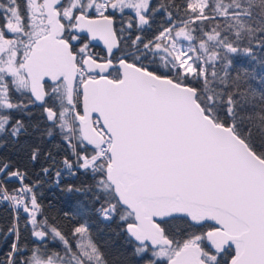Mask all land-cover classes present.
Masks as SVG:
<instances>
[{
  "label": "snow or ice",
  "instance_id": "6c2138e0",
  "mask_svg": "<svg viewBox=\"0 0 264 264\" xmlns=\"http://www.w3.org/2000/svg\"><path fill=\"white\" fill-rule=\"evenodd\" d=\"M0 205V264H264V0H0Z\"/></svg>",
  "mask_w": 264,
  "mask_h": 264
},
{
  "label": "trees",
  "instance_id": "16d2710c",
  "mask_svg": "<svg viewBox=\"0 0 264 264\" xmlns=\"http://www.w3.org/2000/svg\"><path fill=\"white\" fill-rule=\"evenodd\" d=\"M153 27L155 28L156 25H153ZM148 36L150 38L151 34L149 33ZM83 37L85 38L86 42H89L86 36ZM91 46L92 45L89 43V48H91ZM93 50L97 54H99L98 56L105 55V52L99 46H94ZM257 71H259V69H257ZM253 86H255V81L253 82ZM80 179L81 178H71V177L65 178L64 184L74 183L76 185H79ZM41 191L44 193V197H45L43 203L47 205L49 202H51L54 205V208L49 210L50 214L55 215L57 210H59L60 212H68L70 211L71 208L75 206V201L77 197L75 195L62 192L60 188H57L54 185H45V187L41 189ZM7 216H8V210L6 206L0 205V221H3Z\"/></svg>",
  "mask_w": 264,
  "mask_h": 264
},
{
  "label": "water",
  "instance_id": "95a60500",
  "mask_svg": "<svg viewBox=\"0 0 264 264\" xmlns=\"http://www.w3.org/2000/svg\"><path fill=\"white\" fill-rule=\"evenodd\" d=\"M81 35H86L87 36V33H82ZM89 41H90V43H92L94 45L101 46L106 52V47H105V45H104L102 40L96 39V40H89Z\"/></svg>",
  "mask_w": 264,
  "mask_h": 264
},
{
  "label": "flooded vegetation",
  "instance_id": "af4514ba",
  "mask_svg": "<svg viewBox=\"0 0 264 264\" xmlns=\"http://www.w3.org/2000/svg\"><path fill=\"white\" fill-rule=\"evenodd\" d=\"M91 49H93V47H92ZM96 54H97V53H96ZM97 55H99V54H97ZM103 56H105V55H101V57H103ZM49 83H51V82L49 81Z\"/></svg>",
  "mask_w": 264,
  "mask_h": 264
},
{
  "label": "rangeland",
  "instance_id": "374dc122",
  "mask_svg": "<svg viewBox=\"0 0 264 264\" xmlns=\"http://www.w3.org/2000/svg\"><path fill=\"white\" fill-rule=\"evenodd\" d=\"M91 51V50H90Z\"/></svg>",
  "mask_w": 264,
  "mask_h": 264
}]
</instances>
